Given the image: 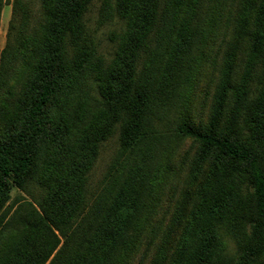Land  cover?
<instances>
[{"label": "trees", "instance_id": "16d2710c", "mask_svg": "<svg viewBox=\"0 0 264 264\" xmlns=\"http://www.w3.org/2000/svg\"><path fill=\"white\" fill-rule=\"evenodd\" d=\"M115 1L128 29L114 62L96 77L97 112L76 125L70 108L82 109L95 57L87 25L92 0H42L32 68L16 114L0 128V233L10 223L11 186L31 193L50 150L73 129L78 136L47 170L39 208L30 203L26 215L19 212L20 235L0 264H131L152 224L161 159L176 136L200 145L191 165L194 196L174 215L181 230L172 255L164 257L163 244L158 260L264 264V0H243L234 14L236 38L223 54L205 123L192 116V89L220 0ZM4 5L0 0V27ZM12 5L4 68L25 50L30 18L27 0ZM112 9L113 0H105L102 17ZM243 42L239 82L233 76ZM118 125L120 149L91 194L88 174L100 143Z\"/></svg>", "mask_w": 264, "mask_h": 264}, {"label": "rangeland", "instance_id": "374dc122", "mask_svg": "<svg viewBox=\"0 0 264 264\" xmlns=\"http://www.w3.org/2000/svg\"><path fill=\"white\" fill-rule=\"evenodd\" d=\"M243 0H220L215 15L216 23L209 41L205 46V58L196 79L195 87L192 89V116L195 122L205 123L208 119L212 96L215 92L220 71L223 63V54L228 45L235 40L236 17L239 4ZM29 5V25L25 34V50L19 58L4 68L2 54L7 46L8 30L13 14V0H5L1 14L0 27V128L9 119L14 117L18 109V102L22 96L23 86L32 68L31 58L34 51V37L40 32L41 24L44 22L42 0H27ZM105 0H92L90 10L87 13V25L94 39L95 57L92 70L85 83L88 94L86 95L82 109L73 106L76 125L79 122L90 121L96 111L99 82L97 75L101 70L107 69L115 60L123 37L127 32V20L122 16L117 2L113 0V9L110 16L102 17V5ZM242 54L239 59L237 71L233 79L240 82L244 73V60L246 57L247 42H243ZM191 104L189 103V110ZM1 130V129H0ZM78 134L75 129L71 135L66 136L58 146L53 147L48 153L44 170L41 172L40 180L30 185V192H25L15 185L11 186L9 205L11 206L10 223L0 233V259L8 252L14 240L20 235L22 225L17 221L19 215H26L23 209H31L30 203L39 208L38 201L46 194V185L49 183L47 170L62 162L67 153L71 151L73 141ZM174 137L169 143V149L162 157L163 175L160 186L156 193V199L151 212V231H145L140 246L135 250L131 258V264H167L166 260H158L157 253L164 244L165 256L172 255L174 247L179 239L181 230L180 223H174V215L179 205L190 196H194L195 182L191 176V165L198 151L199 143L191 139H179ZM120 149V126L108 139L100 143L99 154L94 161L93 167L88 174L89 193L98 192L108 169ZM91 201V200H90ZM16 211V212H15ZM19 212H22L21 214ZM229 248L235 249L234 242L229 239ZM257 264V263H251Z\"/></svg>", "mask_w": 264, "mask_h": 264}]
</instances>
